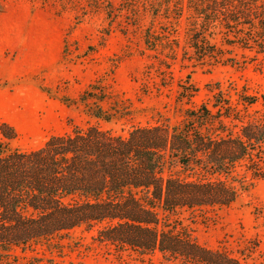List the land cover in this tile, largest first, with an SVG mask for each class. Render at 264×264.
I'll return each mask as SVG.
<instances>
[{"label":"rangeland","instance_id":"obj_1","mask_svg":"<svg viewBox=\"0 0 264 264\" xmlns=\"http://www.w3.org/2000/svg\"><path fill=\"white\" fill-rule=\"evenodd\" d=\"M202 1L210 23L188 0H0V12L21 17L20 40L5 56L14 61L20 56L26 64L24 73L0 82V125L14 128L13 144L23 150L40 147L51 135L85 128L93 120L72 100L101 80L113 99L134 109L126 119L100 123L117 134L166 119L178 122L185 109L202 104L215 112L226 105L213 106L218 94L231 106L229 116H221L224 134L238 133L243 123L264 114V0ZM201 27L219 54L199 61L189 41ZM190 85L195 91L185 90ZM240 95L256 101L248 104ZM233 178H225L237 188L229 204L179 207L160 217L240 264H264V162L256 156L240 162ZM105 225L76 227L59 248L37 247L25 252L26 260L168 264L159 252L139 254L100 242L98 231Z\"/></svg>","mask_w":264,"mask_h":264},{"label":"trees","instance_id":"obj_2","mask_svg":"<svg viewBox=\"0 0 264 264\" xmlns=\"http://www.w3.org/2000/svg\"><path fill=\"white\" fill-rule=\"evenodd\" d=\"M201 3L188 0L204 22H212ZM221 11L229 13L226 6ZM204 30L189 41L199 61L219 54ZM190 86L185 90L195 91ZM72 101L93 123L51 135L38 148L20 149L13 144L14 128L0 125V264H31L26 251L59 248L72 229L102 222L98 240L121 250L159 252L168 264H240L201 246L185 229L163 221L160 212L232 202L235 167L255 156L264 162V114L243 123L238 133L224 134L221 116L228 117L231 106L218 94L213 106L226 105L215 112L202 104L185 109L178 122L135 126L122 135L100 123L126 119L134 109L113 99L101 80Z\"/></svg>","mask_w":264,"mask_h":264},{"label":"crops","instance_id":"obj_3","mask_svg":"<svg viewBox=\"0 0 264 264\" xmlns=\"http://www.w3.org/2000/svg\"><path fill=\"white\" fill-rule=\"evenodd\" d=\"M20 24V16L13 19L10 13L0 12V82L11 81L26 71V64L21 61L20 56L15 61L5 56V51L16 48L20 40ZM11 42L15 45L13 46ZM22 63L24 65H21Z\"/></svg>","mask_w":264,"mask_h":264}]
</instances>
